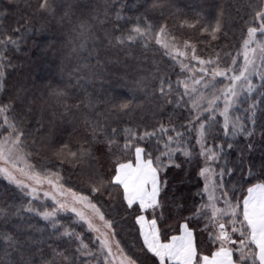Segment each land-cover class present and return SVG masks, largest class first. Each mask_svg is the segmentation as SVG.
<instances>
[{"label":"trees","instance_id":"trees-1","mask_svg":"<svg viewBox=\"0 0 264 264\" xmlns=\"http://www.w3.org/2000/svg\"><path fill=\"white\" fill-rule=\"evenodd\" d=\"M260 4L0 0V110L20 135L22 153L37 172L54 173L91 199L138 264L159 263L143 245L139 206L127 205L114 183L117 167L132 163L136 149L158 175L157 201L144 213L161 242L185 223L196 264L223 245L235 263L260 264L243 200L252 186L264 188V76L237 109L243 125L233 135H224L219 117L206 129L220 153L222 196L240 228L227 244L206 209L194 114L180 84L186 73L156 43L166 31L228 67ZM74 220L0 179V264H104L97 241Z\"/></svg>","mask_w":264,"mask_h":264},{"label":"rangeland","instance_id":"rangeland-1","mask_svg":"<svg viewBox=\"0 0 264 264\" xmlns=\"http://www.w3.org/2000/svg\"><path fill=\"white\" fill-rule=\"evenodd\" d=\"M252 19L243 47L240 52L232 53L228 67L223 66L224 60L204 57L196 46L173 38L166 31L160 32L156 39V43L186 73L180 84L194 114L192 128L201 158L200 175L205 188L206 209L217 237L227 244L231 234L240 232V228L236 227V209L222 196V173L215 168L220 154L216 151L217 145L214 147L215 141L207 142L205 137L207 127L215 123L217 117L222 120L225 136L233 135L243 125L237 109L258 87L254 81L259 83L264 76V0ZM135 157L143 159L140 149H136ZM0 179L18 186L30 197L48 200L58 213L72 215L73 222L80 224V230L88 231L97 241V252L104 264H138L117 241L111 223L91 199L66 188L60 176L40 174L27 162L20 149V135L9 123L4 110H0ZM251 225L257 243L261 244L260 252H264V224L258 219Z\"/></svg>","mask_w":264,"mask_h":264},{"label":"crops","instance_id":"crops-1","mask_svg":"<svg viewBox=\"0 0 264 264\" xmlns=\"http://www.w3.org/2000/svg\"><path fill=\"white\" fill-rule=\"evenodd\" d=\"M128 175V176H127ZM114 183L123 191L127 205L137 204L141 214L136 223L139 228L143 245L151 253L159 264H196V247L192 230L185 223L180 225L179 233L172 236L169 241L161 242L156 224L148 220L145 211L151 209L159 192L158 175L149 162L134 158L132 163L122 164L117 167ZM243 216L250 226L252 242L257 248V256L260 264H264V254L260 257L259 246L254 237V227L258 219L264 224V188L255 185L248 189L243 200ZM252 222V223H251ZM197 264H238L232 259L231 250L223 245L212 256H203Z\"/></svg>","mask_w":264,"mask_h":264}]
</instances>
